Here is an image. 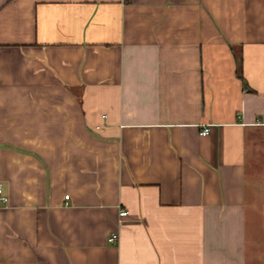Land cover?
<instances>
[{
	"label": "crops",
	"instance_id": "obj_1",
	"mask_svg": "<svg viewBox=\"0 0 264 264\" xmlns=\"http://www.w3.org/2000/svg\"><path fill=\"white\" fill-rule=\"evenodd\" d=\"M0 185V264H264V0H0Z\"/></svg>",
	"mask_w": 264,
	"mask_h": 264
},
{
	"label": "built area",
	"instance_id": "obj_2",
	"mask_svg": "<svg viewBox=\"0 0 264 264\" xmlns=\"http://www.w3.org/2000/svg\"><path fill=\"white\" fill-rule=\"evenodd\" d=\"M207 133H208V130H204V131L202 132L203 135H206ZM67 199H69V198L67 197ZM6 201H7V199L3 196L2 187H1V185H0V207H1V204H2L3 202H6ZM128 214H129V212H124V213H123V216H128ZM117 239H118L117 236H112V237L109 239V242H110V243H115V242L117 241Z\"/></svg>",
	"mask_w": 264,
	"mask_h": 264
}]
</instances>
